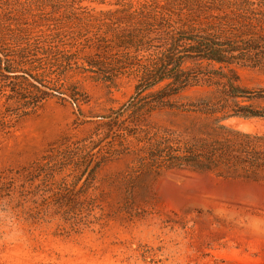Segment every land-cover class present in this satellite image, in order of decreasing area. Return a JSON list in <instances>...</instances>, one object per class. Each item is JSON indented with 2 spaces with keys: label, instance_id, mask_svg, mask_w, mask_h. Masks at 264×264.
I'll list each match as a JSON object with an SVG mask.
<instances>
[{
  "label": "rangeland",
  "instance_id": "374dc122",
  "mask_svg": "<svg viewBox=\"0 0 264 264\" xmlns=\"http://www.w3.org/2000/svg\"><path fill=\"white\" fill-rule=\"evenodd\" d=\"M151 1L0 0V264H264V170L218 176L135 162L147 138L172 133L192 142L211 132L215 116L156 110L139 126L127 122L134 135L122 146L105 138L102 116L135 94L139 75L106 80L88 62L111 66L121 57L116 36L127 16L119 9ZM254 3V13L232 14L241 22L233 34L264 35V6ZM235 69L242 86L264 88V63ZM198 82L183 102L224 97V79ZM222 123L264 136V118ZM92 147V167L99 165L79 182L71 166L54 186L33 177L37 164ZM63 181L80 213L69 221L44 192Z\"/></svg>",
  "mask_w": 264,
  "mask_h": 264
},
{
  "label": "trees",
  "instance_id": "16d2710c",
  "mask_svg": "<svg viewBox=\"0 0 264 264\" xmlns=\"http://www.w3.org/2000/svg\"><path fill=\"white\" fill-rule=\"evenodd\" d=\"M118 1L116 4L120 5L121 0ZM254 1L168 0L162 3L152 0L141 8L122 4L124 8L119 10L126 13L127 20L123 23L127 27L116 36L121 57L111 66L88 62L92 69L98 67L106 80L115 76L114 72L130 70L139 75L135 94L118 109L102 116L107 120L103 122L108 131L105 138H118L122 146L134 135L127 122L139 126L145 121V115L156 110L215 116L211 132L192 142L182 143L172 133L147 138V144L139 149L135 158L140 169L191 168L218 176H227L225 172L231 171L264 170V136L241 133L222 123L231 117L264 118V105L257 103L264 100V88L255 90L242 86L235 69L237 65L259 67L264 63V35L233 34L241 22L235 23L232 16L237 12L254 13ZM257 1V5L264 6V0ZM143 52L148 54L143 56ZM200 75L224 79V97L215 101L200 98L183 102L184 93L198 85ZM73 102L75 104V100ZM109 144L113 147L112 142ZM94 148L83 155L52 158L37 164L33 167V177L41 179L45 187L54 186L57 176L65 179L70 175L66 170L71 166L72 172L81 171L79 182L86 174L92 175L99 165L97 162L92 167ZM109 151L111 148L106 152ZM72 191L64 181L44 191L50 193L48 198H53L52 205L65 221L80 214L68 203L74 194Z\"/></svg>",
  "mask_w": 264,
  "mask_h": 264
},
{
  "label": "bare ground",
  "instance_id": "6f19581e",
  "mask_svg": "<svg viewBox=\"0 0 264 264\" xmlns=\"http://www.w3.org/2000/svg\"><path fill=\"white\" fill-rule=\"evenodd\" d=\"M198 180H201V177L198 178ZM191 181H192V180H191ZM194 182H195V181H194ZM166 187H167V189H169V190H174L173 186H171L170 184H168Z\"/></svg>",
  "mask_w": 264,
  "mask_h": 264
},
{
  "label": "water",
  "instance_id": "95a60500",
  "mask_svg": "<svg viewBox=\"0 0 264 264\" xmlns=\"http://www.w3.org/2000/svg\"><path fill=\"white\" fill-rule=\"evenodd\" d=\"M64 95V94H63Z\"/></svg>",
  "mask_w": 264,
  "mask_h": 264
}]
</instances>
